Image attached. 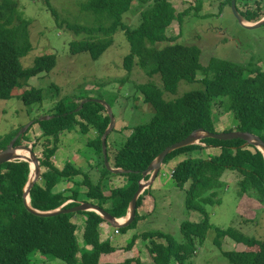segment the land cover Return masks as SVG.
<instances>
[{"label":"trees","instance_id":"trees-1","mask_svg":"<svg viewBox=\"0 0 264 264\" xmlns=\"http://www.w3.org/2000/svg\"><path fill=\"white\" fill-rule=\"evenodd\" d=\"M132 0H87L81 2L82 10L91 12L98 25L88 27L71 25L72 32L93 34L103 33L104 37H89L70 43L71 55L86 52L92 60H97L113 43L112 36L120 31L126 37L130 52L123 59V69L128 76L135 67L141 69L149 78L157 75L160 86L153 82L135 84L136 92L153 109L149 121L134 126L131 136L111 157L114 147L107 144L108 161L114 168L130 171L126 176L127 184L109 191L102 185L107 182L110 173L102 155L101 137L110 122L109 116L100 104L89 98L79 111L53 116L49 120L35 121L40 128V137L45 139L41 166L40 182L31 189V206L40 211H49L63 204L70 208L78 205L80 197H85L105 209L102 205L110 199L109 209H105L115 218L124 217L128 205L138 189L142 172L168 146L185 139L196 129L216 133L215 123L219 115L231 113L237 121L235 131L250 132L264 141V57L256 63H241L213 58L204 66L200 62L201 50L196 45L175 43V38L166 35L174 21H180L186 10L177 13L170 0H152L140 9L139 23L130 28L124 22V16L133 13ZM230 5L231 0H227ZM132 7V9H131ZM240 12V11H239ZM54 13V10H53ZM246 21L257 22L264 11L240 13ZM124 15V16H123ZM16 0H0V100L19 99L29 107L42 104L40 89H28V81L42 73H49L56 65L54 54L38 57L33 66L24 68L21 58L32 50L29 26ZM107 24V25H106ZM164 44L160 47L159 44ZM260 64V65H259ZM201 73L202 89L191 90L180 97L165 100L163 94H175L180 82L194 83ZM51 85L56 93L58 88ZM27 87L26 89H24ZM24 89L18 96L15 91ZM56 90V91H55ZM81 102H76L77 107ZM111 108V106H110ZM72 108L71 110H73ZM213 109L217 110V114ZM79 130L86 134L94 131L96 135L91 147L96 152L99 172L97 183H93L89 174L94 169H79L73 163L59 169L54 162L60 144L59 135L63 132ZM232 131V130H226ZM28 133V132H27ZM16 132L0 138V149H5L16 136ZM25 138V135L23 136ZM245 142L240 139L216 140L206 138L200 144L178 149L167 155L162 166L179 155L206 151L216 148L218 154L207 156H187L179 161L171 171L176 186L185 192L187 211H195L203 216L200 222L183 221L180 231L183 237L178 243L172 235L159 230L140 233L139 221H144L156 209V199L147 189L137 200L136 214L132 222L118 229L121 235L136 230L124 246H113L109 240L101 241L100 225L104 222L95 212H81L85 217L81 248L77 229L72 222L74 214H61L53 217H39L32 214L24 204L23 192L29 178L30 168L25 161H13L0 164V264H34L35 254L59 260L60 264H143L131 255L134 246L141 239L147 241V252L151 264H184L195 246L205 239L211 227L207 205L220 203V195L227 185L225 173L232 171L236 179L238 197L248 196L262 205L264 211V157L255 147L242 148ZM20 144V140L16 145ZM110 151V154H109ZM112 160V161H111ZM91 169V170H90ZM88 171V172H87ZM96 171V174L98 172ZM161 170L158 174L160 176ZM81 179L76 182L75 177ZM146 181L148 176L145 177ZM144 179V180H145ZM62 180L72 182L75 189L69 195L53 193ZM105 188V189H104ZM108 191L109 195L104 193ZM154 199H152V198ZM226 237L248 246L245 251H222L230 264H264V240L243 235L234 228H217L214 243L221 248ZM127 238V239H128ZM159 238L161 241H156ZM136 243V244H135ZM257 247V250L254 248ZM130 253V257L127 255Z\"/></svg>","mask_w":264,"mask_h":264},{"label":"rangeland","instance_id":"rangeland-1","mask_svg":"<svg viewBox=\"0 0 264 264\" xmlns=\"http://www.w3.org/2000/svg\"><path fill=\"white\" fill-rule=\"evenodd\" d=\"M16 1L25 17L31 20L29 32L32 50L21 58L22 66L24 68L32 67L38 57L49 54L56 56V65L49 73H42L28 81V89L36 88L42 91V104L27 107L16 98L0 100V138H4L5 135L12 132L17 131L18 133L30 124L25 131L27 140L22 139L21 141L32 145V149L41 161L43 159L42 145L44 146L45 139H38L41 132L35 121H40L43 117H47L45 120H49L53 116L65 115L67 112L74 113L79 110L82 101L89 98L101 99L111 106L116 120L115 127L107 136L109 150L111 144L114 147L111 154L109 151L112 157L116 153V148L119 150L125 140L131 136L134 126L146 123L153 114L152 107L144 103L143 96L135 91L134 85L153 82L160 86L159 77L155 75L149 78L141 69L135 67L128 76V81L122 83L121 80L127 75L122 67L123 59L129 54L130 45L120 31L112 36V45L95 61L86 52L71 55L70 43L72 41L89 37H104L101 32L90 35L82 32L77 35L70 29L71 25L88 27L98 25L94 14L81 8V2L87 0ZM141 1L132 0L131 6L133 5L134 12L123 15L125 24L130 28L138 25L140 9L146 2L152 0H144L145 3ZM246 2L247 0H236L237 9L240 12L251 8V4L248 5ZM171 3L177 13L186 10V15H183L180 21H174L167 29L166 35L168 37L177 36L175 43L198 46L201 50L200 62L204 66L213 58L230 60L246 66L254 58V62H259L264 57V25L254 30L242 28L235 19L227 0H173ZM164 44L166 43L159 44V46L163 47ZM202 78L203 75L199 73L198 80L194 83L180 82L176 93H165L163 94L164 99L172 100L188 91L202 89ZM51 85H55L54 89L58 88L56 93L53 89L51 90ZM24 89L15 91V94L18 96ZM78 101L81 103L74 107ZM72 108L74 109L71 110ZM213 111L217 114L216 109ZM214 127L217 132L235 131L237 121L231 113H225L217 117ZM95 136L94 131L82 134L73 128L71 132L61 133L59 135V152L57 151L55 158L53 157L55 165L59 169H63L66 164L73 163L81 170L88 169L90 165L95 166L97 154L91 147ZM206 153L218 154L219 150L207 148L202 153L193 152L179 155L161 167L160 176L157 177L160 180L159 186L154 189L156 191L151 190L156 199V209L151 212V216H147L146 220L139 221L137 230H140V233L159 230L172 235L180 243L183 240L180 231L181 222L185 220L196 223L202 221L203 216L200 213L187 211L184 203L185 192L176 186L170 174L174 166L184 157L204 156ZM93 169L94 171L90 169L89 176L93 183H97V170L94 167ZM44 170L46 169L41 167V173ZM234 174L232 171L225 173L224 180L227 181V185L219 197L220 203L206 206L211 227L207 230L205 239L195 246L194 253L184 261V264H230L223 256L222 251H245L248 248L245 244L237 243L228 237L222 240L221 248L218 247L214 243L217 228L231 227L245 236L264 240L262 205L248 196L238 197ZM80 179L78 176L75 177L76 182ZM141 180L146 181V179ZM127 182L126 176L112 174L109 177L111 186H108L109 191L119 188ZM59 183L53 188V193L60 192L69 195L70 190L75 189L74 184L68 180H62ZM63 184L67 186L66 189ZM102 185L107 188L106 182L102 181ZM104 194L109 195L108 191ZM81 201L90 200L81 196L79 202ZM110 203L111 201L108 199L107 203L105 202L102 206L109 209ZM80 213H73L72 222L78 226V240L82 248L84 247L82 233L85 228V217ZM134 232L136 230L129 231L127 237L130 238ZM118 235L120 236L117 237L116 245H120V240L126 239V236L121 235L119 231ZM129 238L126 239V242ZM155 240L159 242L162 238H155ZM147 244H149L147 241L140 239L131 252V255L138 257L143 264H151ZM124 245L123 243L122 246ZM254 249L257 250V247ZM127 256L130 257V253ZM34 260L37 261L34 264H49V261L51 264H60L59 260H52L40 254H35Z\"/></svg>","mask_w":264,"mask_h":264},{"label":"water","instance_id":"water-1","mask_svg":"<svg viewBox=\"0 0 264 264\" xmlns=\"http://www.w3.org/2000/svg\"><path fill=\"white\" fill-rule=\"evenodd\" d=\"M230 6H231V10H232V13L235 19L237 20V22L242 28L246 30H254L264 25V17L257 22L246 21L243 18V16H241L239 10L237 9L236 0H231ZM87 101L89 100L82 101V104L79 109H81L83 104L86 103ZM93 101L104 107L110 119L108 127L106 128V130L104 131L101 137V146H102V155H103L104 165L106 169L112 174H128L130 171L123 170L121 168H114L113 166L110 165L108 161L107 151H106V139L110 131L115 127V123H116L112 110L110 106L101 99H93ZM45 119H47V117L41 118V120H45ZM29 126H26L23 129H21L16 134V136L9 142V144L7 145L5 149H0V164L6 163V162H13V161H25L29 164V168H30L29 178H28V181L26 183V186L23 192L24 204L26 208L32 214L39 216V217H53V216L61 215V214H73V213H79V212H91L92 211L98 214L105 223H107L108 225H110L111 227L115 229L126 227L132 222L136 214L137 200L147 189L150 188L154 180L158 177V174L161 170L164 158L170 153L178 149L188 147L194 144H200L201 140L206 139V138H211V139H216V140L240 139L245 142L242 148H245L247 146H253L257 148L264 157V141L259 136L253 133L241 132V131L213 133V132H209L207 130L199 128V129L194 130L192 133H190L185 139L166 147L151 162V164L147 167V169L142 172V179H145V177L148 176V180L145 182L143 180L139 181L138 189L133 195L124 217L115 218L110 213H108L106 210H104L103 208H100L97 204L91 201L78 202V205L71 207V208H66L64 207L65 206L64 205L54 210L40 211L31 206L30 193H31V189L33 188V186L41 179V163H40L38 155L32 149V145L21 141L23 139V136L25 135V131L29 128ZM18 139L20 140V144L16 145V141ZM19 152L23 153L22 154L23 157H17V154H19Z\"/></svg>","mask_w":264,"mask_h":264},{"label":"crops","instance_id":"crops-1","mask_svg":"<svg viewBox=\"0 0 264 264\" xmlns=\"http://www.w3.org/2000/svg\"><path fill=\"white\" fill-rule=\"evenodd\" d=\"M173 0H171V2H172ZM263 10V9H262ZM55 158V157H54ZM91 167L93 168L94 166H92L91 165ZM98 172V171H97ZM96 177H98V179H99V172H98V174H96ZM98 179H97V181H98ZM120 181V180H119ZM160 180H159V178H157V179H155L154 180V183H153V185H152V187L151 188H149V189H151V190H153V191H156V190H154V189H156V187L157 186H159V182ZM107 183V185L108 186H110V184H109V179H108V181L106 182ZM121 183V182H120ZM64 185V187H65V189H66V185L65 184H63ZM63 185H60V187H63ZM161 185V184H160ZM122 186V185H121ZM111 187V186H110ZM64 190V189H63ZM107 195V194H106ZM131 232H133L132 230H130ZM129 233V231L127 232V234ZM127 234H125V235H123V236H126V239L128 238L127 237ZM120 235H118L117 236V234H114V230H113V227H111L110 225H108L107 223H102L101 225H100V239L101 240H105V239H108V240H110V242L113 244V246H122V244L123 243H125V240L126 239H124V241L123 240H120V245H116V241L118 242V240H117V237H119ZM49 264H51L50 263V261L48 262Z\"/></svg>","mask_w":264,"mask_h":264},{"label":"flooded vegetation","instance_id":"flooded-vegetation-1","mask_svg":"<svg viewBox=\"0 0 264 264\" xmlns=\"http://www.w3.org/2000/svg\"><path fill=\"white\" fill-rule=\"evenodd\" d=\"M246 4L250 5L251 4V8H246L244 11L241 10L240 13H246L247 11H252V12H259V10L263 9L264 11V0H247ZM254 6V8H252ZM263 57V56H262ZM255 60V58H254ZM262 60V59H261ZM264 62V61H263ZM257 62H255V65H256ZM260 67H262V70L264 69V64H261ZM41 163V161H40ZM42 167V166H41ZM71 202L72 203V200H69L68 203Z\"/></svg>","mask_w":264,"mask_h":264},{"label":"clouds","instance_id":"clouds-1","mask_svg":"<svg viewBox=\"0 0 264 264\" xmlns=\"http://www.w3.org/2000/svg\"><path fill=\"white\" fill-rule=\"evenodd\" d=\"M67 203H68V202H67ZM67 203L63 204L62 206L67 205ZM64 207H65V206H64ZM103 223H105V222H103ZM113 230H114V232H115V231L118 232V229L113 228ZM117 234H118V233H117ZM105 240H108V239H105ZM101 241H104V240H101ZM109 241H110V240H109Z\"/></svg>","mask_w":264,"mask_h":264},{"label":"bare ground","instance_id":"bare-ground-1","mask_svg":"<svg viewBox=\"0 0 264 264\" xmlns=\"http://www.w3.org/2000/svg\"><path fill=\"white\" fill-rule=\"evenodd\" d=\"M22 152H19V154H17V157H23ZM14 158V157H13ZM31 199V198H30ZM31 202V201H30Z\"/></svg>","mask_w":264,"mask_h":264},{"label":"built area","instance_id":"built-area-1","mask_svg":"<svg viewBox=\"0 0 264 264\" xmlns=\"http://www.w3.org/2000/svg\"><path fill=\"white\" fill-rule=\"evenodd\" d=\"M117 233H118L117 231L114 232V234H117Z\"/></svg>","mask_w":264,"mask_h":264}]
</instances>
